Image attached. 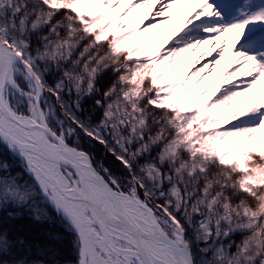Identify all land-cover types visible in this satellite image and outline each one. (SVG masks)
<instances>
[{
    "label": "snow or ice",
    "instance_id": "6c2138e0",
    "mask_svg": "<svg viewBox=\"0 0 264 264\" xmlns=\"http://www.w3.org/2000/svg\"><path fill=\"white\" fill-rule=\"evenodd\" d=\"M261 85L264 0H0V143L33 181L0 163V207L48 219L39 189L75 264H264ZM23 244L0 230V264H48L5 259Z\"/></svg>",
    "mask_w": 264,
    "mask_h": 264
},
{
    "label": "trees",
    "instance_id": "16d2710c",
    "mask_svg": "<svg viewBox=\"0 0 264 264\" xmlns=\"http://www.w3.org/2000/svg\"><path fill=\"white\" fill-rule=\"evenodd\" d=\"M56 78L57 77L53 74L47 75L49 83H53ZM111 78L112 77L110 76L105 77V80L102 83H106ZM215 94L218 95V93ZM65 99H70L74 102L76 97L73 93L71 97L66 95ZM96 99H99V96L85 97L82 100L83 110L81 112L82 116L91 117L94 124L97 123L99 118L96 120V117L91 114L93 111L91 110L92 112H86L84 108L91 107V103L94 101L93 108L96 112L103 114L104 109L95 106ZM85 102L88 106L85 105ZM99 113H97V117L99 116ZM70 139L73 142L77 140V138L74 139L73 137H70ZM80 142L86 150L93 153L98 163H103L105 167L109 168L116 175L126 174L120 165V162L116 160V157L112 154V152L107 151L103 145L84 138H81ZM0 150L10 158V161H12L10 168L16 169L20 173L22 182L19 181V183H33L32 178L27 174L22 166L19 163H13L14 159L1 143ZM152 154L155 155V152ZM15 161L16 160H14V162ZM143 162V160H140V163ZM2 174L7 175L8 173L0 172V175ZM25 177L29 180H25ZM33 200L36 202L35 207H42L46 210L49 217L48 219H37L35 216V209L31 205L19 207L8 204L0 207V230L7 231L13 240L21 238L25 241V244L17 246L11 257H5V259L23 258L30 262L35 260H45L48 264H53V261H58L59 264H69L71 262L75 263L77 255L73 244L74 235L66 230L64 224L61 222L54 209L46 201H44L38 189L35 191ZM28 212L32 213V217H29ZM50 234L59 235L60 239L53 242L50 240ZM233 239L239 242V240L242 239V234L234 235ZM53 243H55V252L50 250Z\"/></svg>",
    "mask_w": 264,
    "mask_h": 264
},
{
    "label": "rangeland",
    "instance_id": "374dc122",
    "mask_svg": "<svg viewBox=\"0 0 264 264\" xmlns=\"http://www.w3.org/2000/svg\"><path fill=\"white\" fill-rule=\"evenodd\" d=\"M178 7L181 9V10H183V8H184V6H179L178 5ZM189 8L191 7V5H189L188 6ZM175 21H173V24L175 25ZM169 32H171V29H169ZM205 47H207V46H202L201 47V49H200V52H202V51H204V49H205ZM211 55H215V53L213 52ZM211 55L210 56H206V57H204L203 58V60H201V63H203L204 62V60H208V59H210L211 58ZM227 55H231L230 53L229 54H227ZM197 56H199V52L197 53ZM195 57H193V62L195 61ZM191 67V66H190ZM227 67H228V60L227 59H225V60H222L221 61V64L219 65V67H218V72L216 73V81H215V85H214V94L215 93H218V92H215V87L216 86H219L220 84H221V80H220V74L221 73H223L226 69H227ZM233 79V81H235L236 79H238V77H233L232 78ZM261 86H264V85H261ZM261 86H258V87H261ZM214 98V97H213ZM90 101H92V100H90ZM82 103H83V101L81 102V105H82ZM85 105L86 106H88L87 105V103L85 102ZM93 105H94V101L91 103V107H87V108H84L85 109V111L86 112H92L91 114L94 116V117H96V120H97V118H99L98 120H97V122L102 118V113H99V112H96V110L93 108ZM83 106V105H82ZM82 110H83V107H82ZM92 110V111H91ZM97 113H99V116L97 117ZM86 115V114H85ZM74 139L75 138H77L76 136H72ZM4 147V146H3ZM6 147V146H5ZM6 149H7V147H6ZM86 150V149H85ZM88 151V150H87ZM7 152L11 155V157L14 159V160H16L15 162H14V160H13V163H19L20 165H21V163H20V161H19V159L17 158V157H14L13 156V154L7 149ZM10 158L7 156V155H5L3 152H1V150H0V163H7V161H8V165L9 166H11L12 165V161H10L9 160ZM10 161V162H9ZM22 166V165H21ZM23 168V167H22ZM24 169V168H23ZM9 174V173H8ZM19 174V181H21L22 180V178H20V173L16 170V169H12V168H10V175H12V176H17ZM28 174V173H27ZM3 175V174H2ZM29 175V174H28ZM25 180H29L27 177H25ZM22 182V181H21ZM39 190V189H38ZM42 196V195H41ZM51 206V205H50ZM40 209H43L42 207H39ZM35 209V208H34ZM29 213V217H32V213L31 212H28ZM55 234V233H54ZM53 234V235H54ZM74 239H75V237H73V241H74ZM69 264H75L74 262H71V263H69Z\"/></svg>",
    "mask_w": 264,
    "mask_h": 264
},
{
    "label": "bare ground",
    "instance_id": "6f19581e",
    "mask_svg": "<svg viewBox=\"0 0 264 264\" xmlns=\"http://www.w3.org/2000/svg\"><path fill=\"white\" fill-rule=\"evenodd\" d=\"M179 6H183V5H179ZM4 147H5V145L3 144V143H1ZM6 148V147H5Z\"/></svg>",
    "mask_w": 264,
    "mask_h": 264
}]
</instances>
